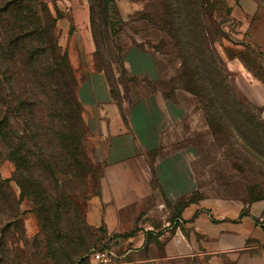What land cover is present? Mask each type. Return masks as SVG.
Instances as JSON below:
<instances>
[{
  "label": "rangeland",
  "instance_id": "rangeland-1",
  "mask_svg": "<svg viewBox=\"0 0 264 264\" xmlns=\"http://www.w3.org/2000/svg\"><path fill=\"white\" fill-rule=\"evenodd\" d=\"M36 1L58 18L59 45L86 99L106 87L129 125L136 117L161 116L157 99L164 108H175L172 118L179 113L170 133L179 134L180 145L184 138L191 155L194 189L187 204L242 209L250 228L264 231V50L252 45L248 30L264 15V0ZM0 152L5 154L1 145ZM14 171L3 157L0 174L11 180L20 200V223L0 235V264H92L91 249L112 246L90 221L96 186L83 200L78 199L83 189L75 190L84 228L71 230L77 224L71 205L54 219L59 232L42 231L39 208L21 197ZM79 236L84 249L78 252ZM224 240L227 246L202 247L206 254L188 263L243 264L238 261L243 255L249 257L245 264H259L255 258L264 246L254 241L252 230L246 244L234 237Z\"/></svg>",
  "mask_w": 264,
  "mask_h": 264
},
{
  "label": "crops",
  "instance_id": "crops-1",
  "mask_svg": "<svg viewBox=\"0 0 264 264\" xmlns=\"http://www.w3.org/2000/svg\"><path fill=\"white\" fill-rule=\"evenodd\" d=\"M248 30L252 45L264 50V15ZM78 89L85 148L100 168L90 221L104 229L112 245L108 248L116 255L113 264H189L190 259L206 254L202 247L227 246V237L246 244L251 230L254 241L264 246L263 229L255 225L251 229L242 209L185 204L194 189V173L184 138L180 145L179 134L170 133L180 122L179 113L176 119L171 117L170 110L175 113V108H164L157 99L161 116L136 117L131 126L123 122L106 87L87 99ZM225 248L234 251L232 246ZM228 256L233 258L229 252ZM248 260L243 255L238 259L243 264ZM255 261L264 264V249Z\"/></svg>",
  "mask_w": 264,
  "mask_h": 264
},
{
  "label": "trees",
  "instance_id": "trees-1",
  "mask_svg": "<svg viewBox=\"0 0 264 264\" xmlns=\"http://www.w3.org/2000/svg\"><path fill=\"white\" fill-rule=\"evenodd\" d=\"M57 22L47 4L0 0V145L5 148L4 155L0 152V165L3 157L13 163V181L21 197L34 200L39 208L42 231L51 227L59 232L54 219L61 212L67 214L71 205L77 219L71 230L79 231L84 226L75 190L83 189L78 199L91 197L100 168L85 150L78 81L59 45ZM10 183L0 174L1 236L20 223V200L14 197ZM75 247L78 252L84 249L82 237Z\"/></svg>",
  "mask_w": 264,
  "mask_h": 264
},
{
  "label": "built area",
  "instance_id": "built-area-1",
  "mask_svg": "<svg viewBox=\"0 0 264 264\" xmlns=\"http://www.w3.org/2000/svg\"><path fill=\"white\" fill-rule=\"evenodd\" d=\"M89 258L95 264H113L116 255L111 249H92Z\"/></svg>",
  "mask_w": 264,
  "mask_h": 264
}]
</instances>
